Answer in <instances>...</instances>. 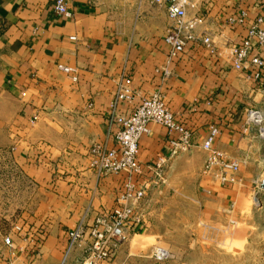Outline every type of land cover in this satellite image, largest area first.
<instances>
[{
  "label": "crops",
  "instance_id": "obj_1",
  "mask_svg": "<svg viewBox=\"0 0 264 264\" xmlns=\"http://www.w3.org/2000/svg\"><path fill=\"white\" fill-rule=\"evenodd\" d=\"M67 1L70 18L54 12V0H0V177L6 175L0 180V264L79 263L88 243L67 252V231L111 209L126 178L95 173L88 150L110 148L113 114L129 112L154 92L184 122L191 146L171 154L177 135L150 123L138 159L142 165L166 159L163 180L146 189L139 209L145 229L119 248L112 264L136 262L153 243L170 248V230H182L184 244L194 245L191 232L207 221L205 212L222 220L226 206L252 198L264 179V140L244 130L246 110L264 113V69L255 80L254 68L237 71L228 58L230 45L264 13V0H189L187 14L202 20L196 40L175 59L163 42L171 24L164 6ZM230 17L242 20L229 23ZM207 36L214 53L201 41ZM260 55L264 60V50ZM58 65L75 68L77 81ZM123 78L132 94L113 109ZM211 125L219 128L213 147L239 165L224 174V184L218 167L203 171L200 145ZM144 170L141 180L153 181V172Z\"/></svg>",
  "mask_w": 264,
  "mask_h": 264
},
{
  "label": "built area",
  "instance_id": "obj_2",
  "mask_svg": "<svg viewBox=\"0 0 264 264\" xmlns=\"http://www.w3.org/2000/svg\"><path fill=\"white\" fill-rule=\"evenodd\" d=\"M151 3L162 5L166 9L171 24L164 36L163 42L167 46L169 59L178 58L186 46L197 38L196 28L201 23L199 15L189 16L187 8L189 0H149ZM54 12L64 18H70L72 13L68 8L67 0H54ZM242 19L230 17L229 23L241 22ZM264 22V13L247 29V34L238 43L230 45L228 58L231 67L237 71L248 72L254 68L251 76L260 80L264 69V60L260 52L264 50V29L259 24ZM75 40V36L69 37ZM202 43L214 53L210 38L204 37ZM58 69L67 74L71 80L77 81L76 69L58 65ZM168 75L167 71H164ZM249 76V77H251ZM124 85L117 87L115 97L110 103L116 109L120 103L127 100L132 94L128 79L123 78ZM114 126L112 128L113 145L108 148L102 145H92L88 150L90 156L89 166L97 174L125 173L126 178L118 185L115 192L114 205L109 210L102 211L87 227L78 223L66 233L68 239L67 252L82 240L87 241L83 257L78 264H108L115 256L121 245L126 243L131 235L144 230L145 223L139 209L144 201L146 189L157 180L162 181V170L166 166V159H159L154 165H142L138 159L140 140L148 135L150 123L161 125L168 135H177V140L172 141L174 146L171 154L177 149L185 150L191 146V133L184 122L170 111L165 104L164 97L159 92H154L144 97L139 104L127 113L113 114ZM244 130L254 129L257 136L264 140V113L258 109L246 110ZM219 135V128L211 125L207 136L200 147L206 152L203 165L204 172H210L214 167L221 171L219 175L222 184L228 180L224 176L227 172L235 173L238 163L227 160L226 156L213 147ZM144 167L153 172V181H142L145 175ZM233 181V178H230ZM4 244L11 255L15 249L10 237H4ZM154 250L158 257L164 252L162 249Z\"/></svg>",
  "mask_w": 264,
  "mask_h": 264
},
{
  "label": "rangeland",
  "instance_id": "obj_3",
  "mask_svg": "<svg viewBox=\"0 0 264 264\" xmlns=\"http://www.w3.org/2000/svg\"><path fill=\"white\" fill-rule=\"evenodd\" d=\"M0 180H6V175L1 176ZM262 181L257 183L256 193L252 198H247L238 207H233L232 203L226 206L222 212V220L219 218V213L216 218L215 212H205L207 215L204 214L202 219L206 218L207 221L198 223L199 232L195 230L191 232L190 237L194 239V245L188 246V241L187 246L184 244L182 230H170L173 231L169 233L172 237L167 239L171 244L170 248L153 243L148 253L131 264H264ZM168 223L172 227L178 226L174 222L166 224ZM156 247L164 251L159 257L154 255ZM114 257L108 264L113 263Z\"/></svg>",
  "mask_w": 264,
  "mask_h": 264
},
{
  "label": "water",
  "instance_id": "obj_4",
  "mask_svg": "<svg viewBox=\"0 0 264 264\" xmlns=\"http://www.w3.org/2000/svg\"><path fill=\"white\" fill-rule=\"evenodd\" d=\"M261 187L264 188V181H262V183H261Z\"/></svg>",
  "mask_w": 264,
  "mask_h": 264
}]
</instances>
